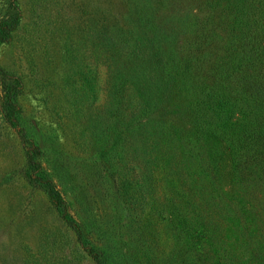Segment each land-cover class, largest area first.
<instances>
[{
  "label": "trees",
  "instance_id": "obj_1",
  "mask_svg": "<svg viewBox=\"0 0 264 264\" xmlns=\"http://www.w3.org/2000/svg\"><path fill=\"white\" fill-rule=\"evenodd\" d=\"M125 1L132 26L111 24L105 116L110 130L123 128L126 141L134 136L139 158L163 172L152 204L140 188L141 206L151 207H140L139 216L171 222L177 254L250 264L243 258L262 251L247 240L252 215L264 224L253 203L264 194V0H211L204 19L172 8L163 17L151 0ZM15 24L0 23V42ZM11 95L2 89L3 100L13 101ZM99 121H92L95 132ZM8 122L18 125L13 113ZM21 135L30 183L43 189L96 264H112L41 169L40 143Z\"/></svg>",
  "mask_w": 264,
  "mask_h": 264
},
{
  "label": "rangeland",
  "instance_id": "obj_2",
  "mask_svg": "<svg viewBox=\"0 0 264 264\" xmlns=\"http://www.w3.org/2000/svg\"><path fill=\"white\" fill-rule=\"evenodd\" d=\"M210 1L151 5L163 17L172 8L204 19ZM128 19L125 0H0V23L16 22L0 42V264H96L43 189L30 183L21 131L40 143L41 169L112 264L233 263L195 251L177 254L172 223L139 216L140 207H151L141 206L140 188L149 190L145 198L151 201L161 192L163 172L154 171L150 158H139L134 136L126 141L123 128L110 130L105 116L111 24L130 27ZM4 87L13 101L1 98ZM12 113L17 127L8 122ZM257 199L253 203L263 217L264 194ZM254 215L247 240L262 251L243 260L261 264L262 258L264 264V224Z\"/></svg>",
  "mask_w": 264,
  "mask_h": 264
}]
</instances>
